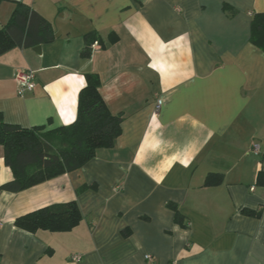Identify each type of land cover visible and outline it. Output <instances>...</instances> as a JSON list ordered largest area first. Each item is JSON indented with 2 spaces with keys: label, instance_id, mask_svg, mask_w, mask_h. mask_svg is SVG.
<instances>
[{
  "label": "crops",
  "instance_id": "crops-1",
  "mask_svg": "<svg viewBox=\"0 0 264 264\" xmlns=\"http://www.w3.org/2000/svg\"><path fill=\"white\" fill-rule=\"evenodd\" d=\"M15 1L45 17L54 38L0 52L4 120L72 122L88 72L123 118L114 144L81 167L0 191V264H264V50L250 40L264 0H0V25ZM89 31L99 40L83 55ZM20 69L35 73L22 93ZM209 172L221 182L203 185ZM11 178L0 146V184ZM71 200L82 213L71 230L14 224ZM259 206V217L241 212Z\"/></svg>",
  "mask_w": 264,
  "mask_h": 264
},
{
  "label": "trees",
  "instance_id": "trees-1",
  "mask_svg": "<svg viewBox=\"0 0 264 264\" xmlns=\"http://www.w3.org/2000/svg\"><path fill=\"white\" fill-rule=\"evenodd\" d=\"M224 7L229 9L226 3ZM231 10V9H230ZM233 12V11H231ZM54 38L51 23L25 1H15L9 19L0 25V52L12 45L31 46ZM99 40L97 33L84 34L81 54L90 52V45ZM250 40L264 50V12L253 14ZM122 113H112L100 93L99 77L85 73V84L80 88L75 119L45 129L43 125L23 127L6 122L0 112V146L4 163L11 169L12 178L0 184V191L17 192L64 172L81 167L95 156L96 150L112 146L121 133ZM219 172H209L203 185L218 184ZM174 212V220L183 224V215L173 202L167 203ZM262 207H243L245 215L259 217ZM82 213L75 200L39 207L15 218L14 224L35 232L68 231L81 220Z\"/></svg>",
  "mask_w": 264,
  "mask_h": 264
},
{
  "label": "built area",
  "instance_id": "built-area-1",
  "mask_svg": "<svg viewBox=\"0 0 264 264\" xmlns=\"http://www.w3.org/2000/svg\"><path fill=\"white\" fill-rule=\"evenodd\" d=\"M34 77H35V73L31 69L17 70V72L15 73V78L19 84L18 92L22 93L26 89L31 90L34 87ZM161 102H162L161 98L158 97L156 100V105H155V111L156 112L159 110ZM251 152H253L254 154H257L259 152V146L257 144L253 143L252 148H251ZM145 257L147 259L151 258V256L149 254H146ZM72 258L78 259L79 256L73 255Z\"/></svg>",
  "mask_w": 264,
  "mask_h": 264
}]
</instances>
